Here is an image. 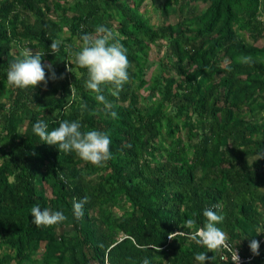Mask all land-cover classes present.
<instances>
[{
  "label": "trees",
  "instance_id": "trees-1",
  "mask_svg": "<svg viewBox=\"0 0 264 264\" xmlns=\"http://www.w3.org/2000/svg\"><path fill=\"white\" fill-rule=\"evenodd\" d=\"M148 1L157 22L141 11ZM263 14L264 0H0V264H200L194 253L206 249L188 233L216 205L243 264H264ZM101 24L129 61L121 87L103 85L111 107L74 59L81 33ZM157 44L169 54L153 60ZM26 46L44 52L47 79L16 88L6 69ZM39 119L106 131L110 159L97 165L43 142ZM36 204L66 219L38 226ZM206 264L236 263L222 247Z\"/></svg>",
  "mask_w": 264,
  "mask_h": 264
},
{
  "label": "clouds",
  "instance_id": "clouds-1",
  "mask_svg": "<svg viewBox=\"0 0 264 264\" xmlns=\"http://www.w3.org/2000/svg\"><path fill=\"white\" fill-rule=\"evenodd\" d=\"M82 45L75 50V63L87 69L85 87L93 90L96 99L104 102L106 107H111L103 94V85L112 82L121 87L129 79V61L126 47L114 37L112 29L101 24L95 28V32L81 33ZM61 40L54 39L50 49L54 53L61 51ZM44 52L31 47H24L19 57L13 59L6 69L7 83L16 88H35L41 81H46V66L43 63ZM53 78L56 73L52 65L47 66ZM82 110L87 104L81 105ZM113 117L117 112L112 111ZM34 133L38 134L43 142L56 145L65 152H75L85 161L100 165L111 157V137L100 129L82 130L79 119L61 120L56 127L49 128L47 121L39 119L32 126ZM86 197L73 201L72 209L76 217L84 213V202ZM219 206H211L203 209V216L206 218L203 226L190 231V238L205 247V251L194 253L195 260L200 264H206L211 259L216 262L217 250L227 247L226 233L220 226L224 220L223 213L218 210ZM33 222L36 225H52L66 219L63 210L41 207L39 204L31 208ZM196 224L193 219H187L184 225L191 229ZM262 232V231H259ZM258 232V233H259ZM251 250L259 254L260 241L253 238L250 240ZM215 250L216 256L209 257L208 252ZM233 261L239 264L238 251L229 250ZM141 264H152L151 259L145 256Z\"/></svg>",
  "mask_w": 264,
  "mask_h": 264
},
{
  "label": "rangeland",
  "instance_id": "rangeland-1",
  "mask_svg": "<svg viewBox=\"0 0 264 264\" xmlns=\"http://www.w3.org/2000/svg\"><path fill=\"white\" fill-rule=\"evenodd\" d=\"M164 2H165V0H159V3H161V4L164 3ZM199 7H200V10L201 11H203L206 8V6L201 5V4L199 5ZM141 11L145 15V17L151 18L152 23L157 22V20H158V15L157 14L158 13H157L155 7L153 6V4L150 1H148V2H146L144 4V6L142 7ZM262 20H264V14H263ZM169 21L171 23H175L177 21V18L171 17V19ZM251 41H252V39H251ZM263 43H264V40H262L259 44L261 45ZM168 52L169 51H168L167 48L162 47L160 44H157V45H155V46L152 47V50H151V58L153 60L160 59V57L165 56L166 54H169ZM70 230H71V227H69V228H62V229H60L59 232L60 233H62V232H68ZM38 263L41 264L42 262L39 261Z\"/></svg>",
  "mask_w": 264,
  "mask_h": 264
},
{
  "label": "built area",
  "instance_id": "built-area-1",
  "mask_svg": "<svg viewBox=\"0 0 264 264\" xmlns=\"http://www.w3.org/2000/svg\"><path fill=\"white\" fill-rule=\"evenodd\" d=\"M226 244H227V247H224V248L229 252V254L231 255V258L233 259V256H232V254H231V252H230L229 250L231 249L232 251H234L236 247H234V246H233L230 242H228V241H226ZM236 249H237V251H238V255H239V264H243L244 262H246L247 260H249V258H248V259H247V258H244V257L241 255V252H240V250H239L238 248H236ZM223 258H225V257L223 256ZM233 262L237 264L236 261H233Z\"/></svg>",
  "mask_w": 264,
  "mask_h": 264
}]
</instances>
